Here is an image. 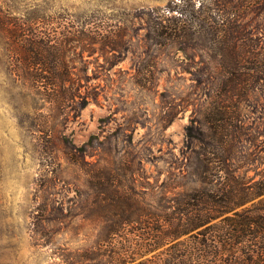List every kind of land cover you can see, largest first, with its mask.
I'll list each match as a JSON object with an SVG mask.
<instances>
[{"label":"trees","instance_id":"16d2710c","mask_svg":"<svg viewBox=\"0 0 264 264\" xmlns=\"http://www.w3.org/2000/svg\"><path fill=\"white\" fill-rule=\"evenodd\" d=\"M263 13L264 0H169L133 15L144 30L135 83L152 90L159 54H181L206 105L192 112L189 148L153 182L139 153L97 154L62 136L84 177L80 221L94 228L76 249L55 246L56 232H35L38 245L55 246L54 264H264V199L240 209L264 196V169L248 179L234 164L252 130L248 113L264 110V34L252 25ZM128 38L118 20L24 18L0 5V54L28 84L38 115L63 124L96 97L86 58H104L99 67L110 71L131 52Z\"/></svg>","mask_w":264,"mask_h":264},{"label":"rangeland","instance_id":"374dc122","mask_svg":"<svg viewBox=\"0 0 264 264\" xmlns=\"http://www.w3.org/2000/svg\"><path fill=\"white\" fill-rule=\"evenodd\" d=\"M169 0H0L15 16L43 15L66 19L119 21L127 31L131 52L110 71L89 59L92 80L87 92L96 97L77 119L39 116V105L29 95L28 84L18 79L11 60L0 54V264H54L55 246L81 248L92 242L94 226L80 221V196L86 189L82 173L68 163L66 136L70 148H112L113 156L125 150L143 157V167L153 182L158 171L176 162L189 148L187 127L192 112L206 105L204 89L186 71L181 54H159L158 81L152 90L134 80L135 62L142 51L143 23L135 13L163 7ZM256 32L264 34V13L254 18ZM80 67V66H78ZM248 113V112H247ZM45 115V114H44ZM252 130L238 147L234 162L238 173L258 180L264 169V110L248 113ZM99 155L87 160L95 161ZM256 198L240 208L258 204ZM56 232L53 242L42 246L34 233ZM152 254H150L151 256Z\"/></svg>","mask_w":264,"mask_h":264}]
</instances>
